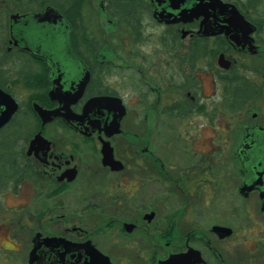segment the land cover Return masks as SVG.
I'll return each mask as SVG.
<instances>
[{
	"label": "flooded vegetation",
	"instance_id": "af4514ba",
	"mask_svg": "<svg viewBox=\"0 0 264 264\" xmlns=\"http://www.w3.org/2000/svg\"><path fill=\"white\" fill-rule=\"evenodd\" d=\"M0 90V264H264V0H0Z\"/></svg>",
	"mask_w": 264,
	"mask_h": 264
},
{
	"label": "water",
	"instance_id": "95a60500",
	"mask_svg": "<svg viewBox=\"0 0 264 264\" xmlns=\"http://www.w3.org/2000/svg\"><path fill=\"white\" fill-rule=\"evenodd\" d=\"M34 19L37 20V22H43L47 19H49V13L45 14L43 16H34ZM87 82V79L85 78L80 85L78 86L77 90H76V96H79L81 94V91L83 89V87L85 86ZM109 100H111L110 98H101V99H95V100H91L90 102H88V104L84 107L83 109V115H85L88 111L89 108L94 107L95 105L104 103V102H108ZM0 106H2L4 108L3 112L0 114V127H2L12 116V114L16 111L17 105L16 103L5 93H3L0 90ZM35 111L37 112V114L39 115V117L42 119L43 123H45L46 121L50 120L53 116L56 115V112H48L45 111L41 108H37L35 107ZM118 128V124L115 123L114 124V128H113V132L118 133L117 131ZM103 155L105 157V159L108 157L106 153H104L103 151ZM223 230V229H221ZM105 260H107L106 258H104ZM181 258H175L172 261L174 262L173 264H175V262H179ZM108 261V260H107ZM161 264H165V263H161Z\"/></svg>",
	"mask_w": 264,
	"mask_h": 264
},
{
	"label": "rangeland",
	"instance_id": "374dc122",
	"mask_svg": "<svg viewBox=\"0 0 264 264\" xmlns=\"http://www.w3.org/2000/svg\"><path fill=\"white\" fill-rule=\"evenodd\" d=\"M208 89L205 88V92L207 91ZM206 135H208L207 133L203 132V136L204 137H207ZM225 139V138H223ZM221 139V140H218L217 142H214V148L215 147H220V148H225L226 147V144H225V141ZM227 158H229L228 155H221L220 157H218V161L216 160L215 162L218 163V164H225L228 162ZM5 200V204H7L8 206L10 207H14L17 202L19 201L18 198L17 199H14L12 197H6ZM22 200V199H21ZM34 208H36L35 204L33 203L32 205H30L28 208H27V211H33Z\"/></svg>",
	"mask_w": 264,
	"mask_h": 264
}]
</instances>
